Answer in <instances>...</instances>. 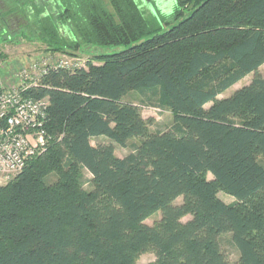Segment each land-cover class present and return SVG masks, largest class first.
<instances>
[{"label":"trees","instance_id":"trees-1","mask_svg":"<svg viewBox=\"0 0 264 264\" xmlns=\"http://www.w3.org/2000/svg\"><path fill=\"white\" fill-rule=\"evenodd\" d=\"M59 17L37 14L30 40L53 53L121 49L24 92L48 100L49 139L0 183V264H137L146 252L149 264H230L226 233L237 264H264V76L220 97L264 64V0H178L168 28L135 0ZM133 90L172 123L153 129L125 99Z\"/></svg>","mask_w":264,"mask_h":264},{"label":"built area","instance_id":"built-area-1","mask_svg":"<svg viewBox=\"0 0 264 264\" xmlns=\"http://www.w3.org/2000/svg\"><path fill=\"white\" fill-rule=\"evenodd\" d=\"M73 60L37 56L18 65L12 64L14 79L11 78V83L0 80V183L17 176L30 158L47 149L48 100L27 96L24 92L37 86L52 68L75 69L86 65L83 59ZM6 61L0 57V68Z\"/></svg>","mask_w":264,"mask_h":264},{"label":"rangeland","instance_id":"rangeland-1","mask_svg":"<svg viewBox=\"0 0 264 264\" xmlns=\"http://www.w3.org/2000/svg\"><path fill=\"white\" fill-rule=\"evenodd\" d=\"M65 1V0H63ZM68 3L71 1L75 5L74 7V13L73 17L75 20L78 17L79 13H82L87 8H89L90 2L92 0H66ZM139 7L146 12V14L150 16L157 17L161 23L164 25V28H168L172 24L175 23V19H173V15L175 10L178 8V0H152L151 2L149 0H135ZM70 2V3H71ZM156 2V4H155ZM69 5V4H68ZM191 12V8L185 10V15L187 16ZM165 21H169L170 23L167 24ZM60 31L61 33H65L67 37H69V34L72 35L70 27L67 28V26L60 24ZM29 35V34H28ZM70 35V36H71ZM16 46H7V48L4 45H0V51L8 55L6 58V62L3 63L2 67L0 68V80L5 81L7 83H11V78L14 79L12 76V64L18 65L20 61H30L34 57L39 56H49L53 55L56 57H66L68 59H83L87 61L88 58L92 57V53H113L115 51H118L121 49V47H109V48H102L100 46L98 47H91V46H84L81 50L76 52L75 54L70 53H62V52H55L53 53L50 50H45L46 45L42 43L40 40L33 38L30 40L29 37H27V40H23L22 44L17 46L18 44H15ZM4 50H3V49ZM75 56V57H74ZM73 60V61H74ZM256 76H264V64L258 69L256 73H250L247 75L244 79L236 83L234 86H232L230 89H228L225 93L221 94L220 97H224L232 93L234 90L250 83L252 79ZM125 99H130L134 101L135 103L139 104L142 108L143 114L146 117H154L157 121V124L154 126L153 129L156 128H167L172 121L173 116L169 110L164 109H158L156 108V104L154 103V97L151 95V93H141L140 91L133 90L130 91ZM107 140V139H106ZM137 140V139H135ZM94 144H96V140H92ZM131 150L130 147H121L119 145H116V154L119 156L126 155ZM212 177V175H209ZM86 178L90 179L91 174L86 171ZM88 187L89 184H86ZM220 196L226 201V202H232L234 201V197L226 194L224 192L220 193ZM182 201V197L178 199V202ZM160 212H157L150 216L146 221L150 224L154 222L159 217ZM190 216L184 217L183 220L189 219ZM223 250L225 251L229 263L230 264H237V259L239 257V250L237 247L233 244L231 239V234L226 233L222 235L221 238ZM155 260V254L153 252H146L140 255L138 258L137 264H149L150 262Z\"/></svg>","mask_w":264,"mask_h":264},{"label":"flooded vegetation","instance_id":"flooded-vegetation-1","mask_svg":"<svg viewBox=\"0 0 264 264\" xmlns=\"http://www.w3.org/2000/svg\"><path fill=\"white\" fill-rule=\"evenodd\" d=\"M70 2L66 0H0V45L6 48L16 46L15 44L19 46L23 40H27L30 23L33 24L37 14L54 15L57 19H60L59 16L62 13L73 14L75 5ZM60 24L67 28L71 27L70 23L60 22L59 27Z\"/></svg>","mask_w":264,"mask_h":264}]
</instances>
